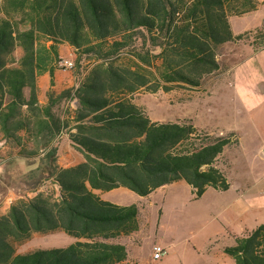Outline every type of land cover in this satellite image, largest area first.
I'll return each mask as SVG.
<instances>
[{
	"label": "trees",
	"instance_id": "obj_1",
	"mask_svg": "<svg viewBox=\"0 0 264 264\" xmlns=\"http://www.w3.org/2000/svg\"><path fill=\"white\" fill-rule=\"evenodd\" d=\"M256 9L255 0H0V141L19 150L11 152L17 159H39L30 178L49 170L34 197L0 215V264H121L128 250L119 240L139 230V207L95 191L146 197L186 180L201 196L217 185L203 168L233 135L208 144L192 120L153 122L134 97L201 87L220 70L224 44L254 37L264 46V28L235 37L229 19ZM62 45L74 49V69L84 66L86 75L77 87L41 96L44 78L57 87L58 73L74 70L62 66ZM68 98L78 107L64 117L59 106ZM63 138L83 162L60 168L56 148L41 161L42 146ZM45 182L60 192L40 191ZM57 231L78 241L17 253L33 235ZM224 251L236 264H264V224Z\"/></svg>",
	"mask_w": 264,
	"mask_h": 264
},
{
	"label": "crops",
	"instance_id": "obj_2",
	"mask_svg": "<svg viewBox=\"0 0 264 264\" xmlns=\"http://www.w3.org/2000/svg\"><path fill=\"white\" fill-rule=\"evenodd\" d=\"M255 1L257 3L256 10L240 16H230L229 19L235 37L252 34L264 28V0ZM262 12L261 20H255L252 23L250 19H256V16ZM234 19H236V23L241 21L243 24L241 29L235 27ZM69 48L70 55L73 56L74 49ZM218 62L220 64L218 74L216 73L215 77L208 82L206 80V82L211 86L218 81L219 83H227L230 86L234 94L233 117L231 119L225 118L217 126H212L210 122L204 119L200 120L199 123L190 119L200 132L205 133L208 144L233 135L232 143L224 149L214 164L203 168L204 171L210 172L215 177L217 185L209 184L205 186L202 195L198 196V190L191 183L180 180L161 187L146 197H142L143 201L148 200L149 207L153 208L157 204L150 203V200L155 195H159L161 215L169 199L175 202L172 205H175L174 210L180 212L181 215H186L184 207L188 204L202 203L208 195L213 198H222L223 204L216 205L212 203L209 205L210 218H207L206 221L210 225L217 222L221 227V231L214 233L209 242L214 238H219L220 234L223 233L236 240L240 236L243 237L247 231H253L264 224V46H260V42L254 37L249 41L224 44L220 49ZM47 83L48 77L44 78L43 84H40L41 96L54 88ZM208 95H213V91L211 90ZM41 103H43V100ZM75 107H78L77 101ZM51 146H55L57 149L55 153L57 161L55 163L60 168L71 167V165L65 166L66 159L69 161L75 159L76 163L73 166L84 160L83 155L64 138L61 141L59 139L54 141ZM55 158L50 162L53 163ZM6 161H10V159L5 157L0 160V215L7 214L12 203L34 197V186L29 187L27 181L19 182L17 179L14 181V172H3ZM24 161L28 164L38 165L37 159H25ZM16 162L22 163L21 159H17ZM56 188L58 189V186L53 185V189ZM58 192H60V189H58ZM95 193L102 200L107 201L103 198V193L106 192L95 191ZM107 202L124 206L111 201ZM137 206L139 207V230L119 240L128 250V259L121 264H137V259L134 257L135 248L139 243L143 222L146 220L143 212L147 209V206ZM181 223L179 222L178 226ZM183 242L178 243L177 237L172 236L170 241L161 242L162 245L159 246L168 249L169 256L171 248L172 250H178ZM189 242L186 241L184 244L187 246ZM203 245L206 249L209 243H203ZM227 247L232 246H223L221 249H207V258L201 264H236L235 260L225 253L224 250ZM185 263L188 264L186 261Z\"/></svg>",
	"mask_w": 264,
	"mask_h": 264
},
{
	"label": "rangeland",
	"instance_id": "obj_3",
	"mask_svg": "<svg viewBox=\"0 0 264 264\" xmlns=\"http://www.w3.org/2000/svg\"><path fill=\"white\" fill-rule=\"evenodd\" d=\"M262 16L263 12L258 14L256 19L250 20L253 23L255 20H261ZM235 20L236 19L233 20L235 27L241 29L243 24L241 21L236 23ZM61 51L63 59L75 60V56L70 55V48L68 46H62ZM20 54V51L17 52V56H20ZM82 72L83 75L80 76ZM84 73H86L84 66L80 68L77 67L71 72H59L55 83L57 87L51 90H54L53 93H55V95H59L63 90L77 87L85 77L86 74L84 75ZM217 74L208 77L207 82ZM207 82L202 84L199 88H193L188 85H178V87L169 93L161 90L156 94H152L147 90H142L136 94L134 98L137 104L146 107L147 113L153 121L178 122L192 119L196 123H199L200 120L204 119L210 122L212 126H217L221 124L225 118L231 119L233 117L234 94L227 83H219L218 81L211 86L207 84ZM211 90L213 91V95H208ZM75 102L74 98L66 99L63 104L59 106V113L67 117L68 114H71V110L73 111L76 109ZM4 147L5 149H3ZM54 148L55 146H51L50 148L42 146L40 154L42 156H52L54 154ZM18 151L19 150L14 146L7 144L3 140L0 141V160H3L5 157L10 159V161H6L7 163L5 166L3 165L4 173L14 172V181L15 179L19 182L27 181L26 183H29V187L35 186V184L48 178L49 170L44 171V169L41 172V169L37 172L39 177L30 178L31 170L36 168L39 164L35 166V164H28L24 160H21L22 163L16 162L17 158L13 157L11 152L16 155ZM42 156L40 157L41 161L43 160ZM51 160L52 159H50V161ZM73 160L75 161V159L71 161L66 159L64 163L65 166H73V164L76 163V161L73 163ZM41 166H43V162ZM39 178L42 179L39 180ZM45 186L48 190L58 191L57 188L53 189V184L49 182H45ZM103 198L107 201L119 203L124 206H147L146 211L143 212L146 220L143 222L144 224L139 243L135 248L134 257L137 259V264H186L185 261L188 264H201V262L207 258V249H221L223 246H234L236 244L235 238H231L226 233L220 234L219 238H214L209 242L210 237L213 236L214 233L221 231V227L217 222L210 225L206 221L207 218H210L209 205L212 203L216 205L219 203L223 204L222 198H213L211 195H208L202 203L188 204L184 207L187 213L186 215H181L180 212L174 210L175 205H172L175 202H172L170 199L161 215L159 195H155L150 200V203L157 204L153 208L149 207L148 200L143 201L141 196L124 188L103 193ZM179 222H182L180 226H178ZM172 236L177 237L178 243L181 241L190 242L187 246L183 242L178 250H172L171 248L169 256L162 260L155 261L153 259L154 246L156 244L162 245L161 242L170 241V237ZM77 241L75 237L63 231H57L47 235L35 234L29 241L18 247L17 253L26 254L39 249H63L75 244ZM203 243H209L206 249H204Z\"/></svg>",
	"mask_w": 264,
	"mask_h": 264
},
{
	"label": "built area",
	"instance_id": "obj_4",
	"mask_svg": "<svg viewBox=\"0 0 264 264\" xmlns=\"http://www.w3.org/2000/svg\"><path fill=\"white\" fill-rule=\"evenodd\" d=\"M62 66L66 68V70H73L75 68V62L70 59H63ZM47 190L48 188H46V186L44 185L40 191H47ZM153 252H154L153 259L155 261L162 260L169 254L168 249L163 248L162 246L159 245L154 246Z\"/></svg>",
	"mask_w": 264,
	"mask_h": 264
},
{
	"label": "water",
	"instance_id": "obj_5",
	"mask_svg": "<svg viewBox=\"0 0 264 264\" xmlns=\"http://www.w3.org/2000/svg\"><path fill=\"white\" fill-rule=\"evenodd\" d=\"M61 190V189H60Z\"/></svg>",
	"mask_w": 264,
	"mask_h": 264
}]
</instances>
